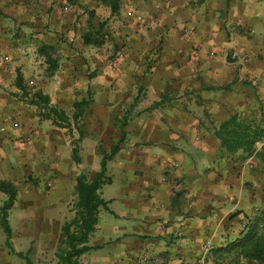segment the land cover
<instances>
[{
	"label": "crops",
	"instance_id": "obj_1",
	"mask_svg": "<svg viewBox=\"0 0 264 264\" xmlns=\"http://www.w3.org/2000/svg\"><path fill=\"white\" fill-rule=\"evenodd\" d=\"M97 30L103 43L85 44ZM233 50L247 59L230 58ZM114 52L121 57L110 69ZM15 70L69 113L90 100L79 161L73 124L58 127L10 95L20 91ZM261 109L264 0H117L115 10L101 0H0V180L16 188L10 245L0 223V264H17L19 252L56 263L76 179L94 176L99 147L109 151L121 126L100 190L108 208L80 264H232L214 251L264 208V136L250 155L228 154L215 130L234 112L259 119ZM6 199L0 190V206ZM102 212L114 217L108 227Z\"/></svg>",
	"mask_w": 264,
	"mask_h": 264
},
{
	"label": "trees",
	"instance_id": "obj_2",
	"mask_svg": "<svg viewBox=\"0 0 264 264\" xmlns=\"http://www.w3.org/2000/svg\"><path fill=\"white\" fill-rule=\"evenodd\" d=\"M109 3L112 10L117 7V0H101ZM104 35L97 30L95 33L83 35L85 44L100 46ZM49 47L43 46L39 52L44 53L47 59ZM55 68V63H53ZM15 85L21 91L26 102L38 108V115L43 119H49L58 127L71 129V125L78 131V138L73 148V159L79 161L77 155V142L84 134L79 121L84 114L89 99L81 98L74 101L71 113L51 104L49 96L41 91H29L23 83L21 74L17 71ZM120 139L110 147L109 151L99 147V170L92 178L81 174L77 177L74 186L75 200L72 204L73 216L61 226V241L55 257V264H80L79 257L94 248L88 245L90 234L95 230L98 222V213L101 208L107 209V201L101 196V188L110 182L107 175V162L111 160L123 145L124 131L119 127ZM215 136L219 140L221 151L234 154L237 151L250 155L254 151V144L264 136V109H261L259 119H248L241 113L234 112L223 120L215 130ZM0 190L7 194L6 201L0 206V223L6 236V244L10 245L11 228L8 221V211L13 206L16 188L9 182L0 180ZM214 254L220 258H229L232 264L247 263L264 264V208L247 217L244 228L239 235L225 246L215 249ZM24 258L26 264H33L28 253H17Z\"/></svg>",
	"mask_w": 264,
	"mask_h": 264
},
{
	"label": "rangeland",
	"instance_id": "obj_3",
	"mask_svg": "<svg viewBox=\"0 0 264 264\" xmlns=\"http://www.w3.org/2000/svg\"><path fill=\"white\" fill-rule=\"evenodd\" d=\"M85 10H83V11H81V9H79L78 11H77V13H76V15H77V17H78V14L79 15H82V14H85ZM88 15V14H87ZM105 38H107V36L105 37L104 36V39ZM111 48H113V47H111ZM46 54H48L50 57L48 58V59H53V57H52V51L51 50H48L47 51V53ZM116 54L117 53H112V54H109V56H108V63H109V61L110 60H112L115 56H116ZM48 59H47V62H46V67H47V70H50L52 67H53V63H51V61H48ZM107 63V65H108V67L110 68V69H114L115 67H116V64H117V62H116V64L115 65H113V66H109V64ZM85 64V63H84ZM84 71H87L89 68H90V66H88V67H85L84 65H83V67H81ZM52 70V69H51ZM14 74H15V77H16V70L14 71ZM14 84H15V79H14ZM10 95H12V96H14L15 97V100L16 101H26V98H23V96H22V94H21V91H19L18 92V95H14V94H10ZM91 162H89L88 164H86L85 165V168H84V170L83 171H86V173H87V175H89V174H91ZM73 196V195H72ZM263 199H264V196L262 197ZM73 199H74V197H71L70 198V200L71 201H73ZM69 202L68 203V206L69 207H71L70 205L72 204V202ZM263 206L262 205H260V206H258V209L257 210H254V212H256V211H258V210H260L261 208H262ZM69 210H70V208H69ZM102 214H103V216L105 217V218H107L108 220H107V224L108 225H106L105 224V226H110L111 225V223H113L114 222V217L111 215V214H109L108 212H102ZM108 229V228H107ZM19 247H22V245H19ZM16 257V256H15ZM42 254L38 257V262L39 261H41V262H44L45 264H52L51 263V256L50 255H44L42 258ZM33 258H34V261L37 259V256H33ZM16 259H17V264H26V262H25V260L23 259V258H19V257H16ZM38 262L36 263V264H38ZM221 263V262H220Z\"/></svg>",
	"mask_w": 264,
	"mask_h": 264
},
{
	"label": "built area",
	"instance_id": "obj_4",
	"mask_svg": "<svg viewBox=\"0 0 264 264\" xmlns=\"http://www.w3.org/2000/svg\"><path fill=\"white\" fill-rule=\"evenodd\" d=\"M136 18H137V20H140V19H141V16H140V15H137ZM229 56H230V58H232V59L240 58V59L243 60V61H245V60L247 59L244 55H239L235 50L231 51V52L229 53ZM120 57H121V54H120V53L116 54V56H115L112 60L109 61V63H108L109 66H110V65H111V66L115 65L116 62H117V60H118ZM138 264H140V263H138Z\"/></svg>",
	"mask_w": 264,
	"mask_h": 264
}]
</instances>
